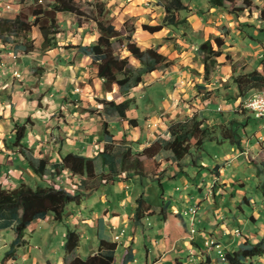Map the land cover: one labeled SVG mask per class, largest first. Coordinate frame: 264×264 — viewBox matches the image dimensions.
<instances>
[{
	"label": "crops",
	"instance_id": "1",
	"mask_svg": "<svg viewBox=\"0 0 264 264\" xmlns=\"http://www.w3.org/2000/svg\"><path fill=\"white\" fill-rule=\"evenodd\" d=\"M186 1L196 11L188 13L186 24L165 26L151 33L143 30L142 24L163 22L164 8L157 4V0H95L104 5L108 18H113L116 26L118 22L135 18L134 41L142 47L158 46L177 64L144 76V81L127 95L135 99V104L124 118L118 112L105 109L98 99L111 100L113 93L118 92L120 97H116V101L120 102L125 96L119 94L117 85L112 92H107L103 81L97 78L92 58L81 54L77 48L91 45L98 39L99 29L94 19L79 17L72 12H58L56 34L44 36L40 26L36 25L28 33L13 35L8 31L10 22L20 14L24 19L33 21V9L42 4L36 2L31 12L26 13L24 9L29 1L0 0V184L4 188L12 189L22 183L38 187L29 182V178L40 174L29 164L26 152L15 145V125L27 126L22 143L35 158L44 157L53 164L59 163L69 153H78L94 158L97 171L101 173L105 168L100 152L111 143L105 128L113 134L116 145L119 140L126 139L136 147V151H140L158 140L161 134H168L172 120H187L198 115L207 118L210 124L223 122L229 125L232 119H236L235 111L238 109L235 106L238 101L242 102V98L237 96L234 86L226 88V82L232 80L233 74L262 66L264 12L261 15L260 11L264 10V0H257L259 13H255L254 17L249 19L243 14L239 23L231 20L230 24L217 21L221 15L226 16L225 7H212L208 0ZM9 3L11 8L6 9ZM94 3L90 6L92 10L96 9ZM43 8L47 9L46 6ZM117 29L122 36L125 35L121 27L117 26ZM217 36L224 38L229 50L218 57V64L207 81L197 50L202 42L214 40ZM129 54L127 50H122V56ZM133 60L131 63L139 66ZM173 85L176 88L170 89ZM209 90H213L212 94H208ZM262 92L264 89L253 91L241 106L244 108L247 99ZM212 112L223 114L214 118ZM130 119L136 120V123L131 124ZM249 127L251 125L247 124L246 129ZM257 127L260 128L256 134L258 139L264 140L261 133L264 126ZM250 135L248 142H255L256 135ZM214 140L220 142L219 139ZM225 140L231 143L226 163L238 168L246 154L245 139L242 140L244 149L229 139ZM154 159L158 169L152 180L151 177L135 175L113 184H101L79 205L68 207L64 222H55L52 214L35 220L25 232L26 242L18 249L17 261L20 264H68L76 256L87 258L96 252L102 239L117 241L115 236L119 235L115 264H122L124 251L129 246L133 247L134 259L128 264H227L220 259L216 248L207 242V237L220 242L225 252L236 251L246 241L258 242L257 235L247 229L244 231L242 224L235 226L240 234L232 231L236 217L246 215L244 206H248L246 203L250 199L242 190H238L242 192L241 196L236 191L229 194L228 188L236 181L223 179L219 163L205 165L193 153L177 162L167 151L160 152ZM207 167L217 176L210 171L206 174ZM223 168L225 170V166ZM206 175L210 176V180H204ZM40 176L44 178V175ZM78 180L69 170H64L49 179V186L73 191ZM213 180L218 183L217 187L222 184L215 189L218 197L215 196L214 205L204 196L193 207L197 208L195 217L194 209L191 210L196 234H191L190 223L188 234L173 236L172 233L169 236L160 214L162 208L169 204L168 211L183 215L178 203L185 198L191 201L196 194L191 187H197L202 192L203 185L207 188ZM145 181V185L152 186L154 199L147 190L137 188ZM186 189L191 191V196L182 193L179 199L176 198L177 191ZM141 192L153 200L155 214L146 217L143 226L135 228V195ZM228 194L230 198L227 201ZM68 225L77 228L81 234L78 248L69 255L65 250ZM126 226H130L131 230L128 231ZM262 232L264 234V230ZM28 235L33 239L28 240ZM16 236L12 227L0 229V242H4L5 246H9ZM260 241L264 242V237ZM186 252L187 259H184ZM3 255L0 254V258Z\"/></svg>",
	"mask_w": 264,
	"mask_h": 264
},
{
	"label": "trees",
	"instance_id": "2",
	"mask_svg": "<svg viewBox=\"0 0 264 264\" xmlns=\"http://www.w3.org/2000/svg\"><path fill=\"white\" fill-rule=\"evenodd\" d=\"M208 2L212 7L217 8L231 5V12H237V14L259 8L254 0H208ZM238 2L242 4L240 7H237ZM157 4L164 8L163 22L155 25L142 24V29L151 33L158 32L165 26L186 24L188 13L196 12L194 8L189 7L186 0H157ZM96 6L97 13L93 17H89L88 13L77 6L73 0H55L49 9H44L42 5L34 8L32 12L35 19L33 21L24 19L22 14L18 15L10 22L8 31L13 35L20 32L28 33L33 26L39 25L40 30L45 35L47 33L56 34L58 32L56 30V14L58 12H72L79 17L85 16L94 19L99 29L98 39L91 45H80L77 48L81 54L92 58V64L97 69V78L103 81L105 90L112 92L114 85H117L119 94L125 96V99L120 102H117L116 98L111 100L98 99L105 105V109L118 112L125 118L127 111L135 104V99L127 97V95L134 87L144 81V76L160 68L176 66L177 64L169 55L161 52L158 46L142 47L132 39L130 34L123 39L114 19L107 18L104 5L96 4ZM263 12L264 10L261 9L260 14L262 15ZM52 28L53 31H51ZM115 42L120 43L121 47L130 54L122 56L116 51ZM224 45L225 40L220 36L215 37L214 40L208 39L199 45L198 54L204 65L205 80H210L214 67L218 64V57L223 54ZM228 57L229 55H227ZM131 59H135L139 66L133 65ZM231 86L236 88L237 96L242 98V102L253 91L263 90L264 61L261 67L233 74L232 80L226 82V88ZM212 92L213 90H209L208 94H212ZM1 119L0 115V121ZM248 121L252 122L251 119ZM248 121L232 119L229 125L223 122L210 124L207 118H200L198 115L187 120H172L169 123L168 134H161L158 140L140 151H136V147H133L132 143L126 139L119 140V144L116 145L112 139L113 134L105 128L104 131L111 138V143L100 152L105 168V171L101 173L97 171L94 158L78 153H69L63 156L59 163L53 164L44 157L35 158L33 154L31 155L30 149L22 143L27 133V126L25 124L15 125V145L20 146L21 150L26 152V158L36 173L44 176L49 174L51 177H55L62 174L63 170H69L74 176L79 177V181L73 191L64 187L56 188L54 185L34 188L28 183L7 189L0 184V229L12 227L17 234L9 249L0 258V264H20L17 261L18 249L26 242L25 232L35 220L43 219L52 214L55 222H64L68 216V207L73 204L79 205L86 196L101 184H113L118 180H126L135 175L155 178L158 164L154 157L162 151L171 152L174 160L179 162L190 155L194 149H200L207 139H219V141L229 139L244 149L242 140L251 136L245 128L247 124H250ZM129 122L134 124L136 120L130 119ZM254 129L252 134L258 129L256 124H254ZM257 172L262 176L259 190L264 200V161L258 164ZM152 201L142 192L135 195L136 207L133 215L135 228L143 226V220L146 217L154 216ZM168 206L169 204L164 206L160 213L163 215L165 232L169 236L172 233L173 236L188 234V225L182 213L170 212ZM80 242L81 234L78 229L68 225L65 243L66 254L75 252ZM117 248V241L102 239L96 252L87 258L76 256L68 264H115ZM263 255V241L255 244L246 241L238 250L227 251L225 261L228 264H243L247 259ZM133 259V247L129 246L124 251L122 264H128Z\"/></svg>",
	"mask_w": 264,
	"mask_h": 264
},
{
	"label": "rangeland",
	"instance_id": "3",
	"mask_svg": "<svg viewBox=\"0 0 264 264\" xmlns=\"http://www.w3.org/2000/svg\"><path fill=\"white\" fill-rule=\"evenodd\" d=\"M25 1H29V2H28V4H26V8L24 9V12L29 13V12H31L35 3L37 2V4H38L40 0L39 1L38 0H32V1H34V3H32V4H31L30 0H25ZM54 1L55 0H41L40 1L41 3H39V4H42V6H46L49 9ZM73 1L75 2V4L77 6L83 8V10L89 11L90 12V14H88L89 17H93L97 13L96 12L97 6H96V9H94V10H92V8H90L91 3H94L95 0H92V1L73 0ZM146 1H148V0H146ZM164 1H166V0H164ZM255 3H256V5H258L257 0H255ZM96 4H99V3H96ZM241 5L242 4L240 2L237 3V7H240ZM190 8L193 9V7H190ZM231 8H232L231 5L226 6L224 8V14L226 16L221 15L220 17L217 18V21H219L220 24L221 23L230 24L229 22L231 20L233 21V23H235L236 20L238 21L237 23H239L240 22L239 17L242 16L243 14L245 15L246 18L251 19V17H254L255 16L254 14L258 12L257 11L258 8H256L255 10H252V11L246 10V13L240 12V15H239V14H237V12L232 13ZM105 13L107 14V12H105ZM230 15H232V16H230ZM107 18H108V15H107ZM219 18H222V20H220ZM135 25H136V19L135 18L134 19L130 18V19H127L125 21L118 22L117 26L121 27V29L123 30V34L125 33V35L123 36V39H125V37L129 34L132 36V39H133V31L135 30ZM51 31H53V28L51 29ZM43 35L47 36L48 33H47V35H45L43 33ZM215 47H217V46L215 45ZM115 48H116V51L121 53V55H122L123 48L121 47V44L118 42H115ZM223 49H224L223 53H226V52L228 53L229 49H227L226 45H224ZM133 62L136 63V60L134 59ZM233 72H234V68H233ZM174 88H176V87L173 85V87H171L170 89H174ZM113 97L116 98V97H120V96H118V92H114ZM235 107H237V109H238L237 111H235V113L237 115L236 119H239V121H243V122L248 121V119H251L252 122L248 121L250 123L251 127H249L248 130L246 129V132L248 131L249 134H252V132L256 129V128L254 129V124H256L257 126H260V125L264 126V120L257 118L254 115V113L243 108L241 106V102L238 101ZM221 114H223V113L222 112H212V116L214 118L220 116ZM212 116H211V118H212ZM258 129H260V128H258ZM261 130H262L261 133L264 134V127ZM257 133H259V130H258V132L256 131L254 134L256 135ZM256 139L257 140L255 142H252V140H251V142H248V140L245 139V144L248 147L246 146V148H245L246 154L244 155V159L240 160V165L238 168H235L234 166H232L231 163H226V159L229 158L228 153L231 152V143L226 142L227 140H225V139L220 140V142H218L217 140L207 139L204 141V143L200 149H194L192 151V153L194 155L198 156L199 161L203 162L205 165L211 166V164L216 165V163H219L221 165L220 169H221V175L223 176V179L224 180H230V181L231 180L236 181L233 185H231L228 188L229 194H231V192L236 191V193H238L241 196L242 192H240L238 190H242L243 192H247L249 199L250 200L252 199V201L249 200L246 203L249 207L244 206V208H246V215L245 216H243V215L237 216L236 217L237 220L235 221V225L231 228H232V231H234L235 226L238 227V226H240V224H242L241 227L244 229V231H245V229H247V231L250 230L251 232H253L254 235L256 234L257 235L256 237L259 238L258 242H260V240L263 239V237H264V234L262 232L264 230V200H263V197H262L261 192L259 190V187L261 185L262 176H260L258 174L257 169H258V164H260L262 161H264V140L258 139L257 135H256ZM224 166H225V170L223 168ZM248 166L253 167L254 170H253V168H248ZM203 167H205V166H203ZM206 169H208V170H206ZM208 171H210L213 175L217 176V174L212 169H209L208 167L205 168L206 174H208L207 173ZM50 178H51V175H49V174H46L44 176V178L42 176L38 175V176H34L33 178L32 177L29 178V182L34 184V186L47 187L51 184V182L49 181ZM137 178L140 179L141 176H137ZM77 179H79L78 176H77ZM150 179L152 180V178H150ZM145 180H147V179L145 178ZM204 180L205 181L210 180V176L206 175ZM242 181L245 183H243ZM77 184H78V182H76V185ZM145 184H146V181L144 182V185H142L140 183L139 187H137V188L141 191L147 190V192L150 193V194L148 193L150 195V197L152 199H154L155 197L153 195L152 186L145 185ZM217 184L218 183H216V181L213 180V182L211 183L212 186L209 185L206 188V186L203 185V191L202 192H200L197 187H191L192 188L191 190L192 191L195 190V193H196L192 197L191 201L186 200V198H185L183 201H180L178 203V206L183 212V217L186 220L188 227L191 223V217L193 215L191 209L193 207L197 206L198 200L203 199V197L205 196V199L214 205L215 196L218 197L215 194V189H219L222 186V184H220L217 187ZM182 193L185 195H189V194H191V191L189 189H186L185 191L184 190L183 191L182 190L177 191V193H175L176 198L179 199V197ZM229 194H228V197L226 199L227 201L230 198ZM189 196H191V195H189ZM220 198L221 197H219V199ZM244 201L245 200H243V203H244ZM233 213H234V211H233ZM251 217H253V218H251ZM126 228L128 231L131 230L130 226H126ZM149 231H150V227H149ZM27 238H28V240L33 239V238L31 239V235H28ZM239 240H240V237L238 238L237 242H239ZM205 242H206V240H205ZM31 244H35V242H31ZM9 246H5L4 242L1 241L0 242V254L1 255L5 254L6 251L9 249ZM205 247H206V243H205ZM236 247H238V244ZM240 247L241 246H239L238 249ZM187 255H188L187 252L183 255L184 259L187 257ZM259 258H261V260L263 262L261 260H259ZM20 260H21V257H19V261ZM243 264H264V255L263 256H256L252 259L251 258L247 259L244 261Z\"/></svg>",
	"mask_w": 264,
	"mask_h": 264
},
{
	"label": "built area",
	"instance_id": "4",
	"mask_svg": "<svg viewBox=\"0 0 264 264\" xmlns=\"http://www.w3.org/2000/svg\"><path fill=\"white\" fill-rule=\"evenodd\" d=\"M10 8H11V3H9V4L6 5V9H10ZM16 74H17V76H20V74H18V73H16ZM258 100H263L264 101V98H258ZM254 115L257 118H260V119H263L264 120V110L258 111V113L254 114ZM196 213H197V208H194V217H195V214ZM191 223L192 224H191L190 232H191L192 235H195L196 232H197V229H196V226L194 224V218H191ZM235 233L240 234V230L239 229H236L235 230ZM122 234H123V232H122ZM119 238H120L119 235L115 236V240L118 241ZM206 240H207L208 243H210L211 247L216 248L217 253H218L220 259L222 261H225L226 260V252L222 248L221 243L218 242L216 239L211 238V237H207Z\"/></svg>",
	"mask_w": 264,
	"mask_h": 264
},
{
	"label": "bare ground",
	"instance_id": "5",
	"mask_svg": "<svg viewBox=\"0 0 264 264\" xmlns=\"http://www.w3.org/2000/svg\"><path fill=\"white\" fill-rule=\"evenodd\" d=\"M258 98H264V92L258 93L245 102V109L247 108L252 113L256 114L258 111L264 110V101L258 100Z\"/></svg>",
	"mask_w": 264,
	"mask_h": 264
}]
</instances>
